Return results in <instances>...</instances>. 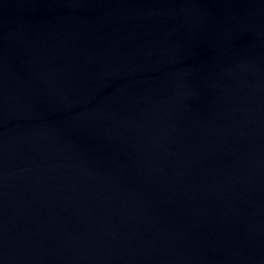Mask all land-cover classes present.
I'll return each mask as SVG.
<instances>
[{
	"label": "water",
	"instance_id": "1",
	"mask_svg": "<svg viewBox=\"0 0 264 264\" xmlns=\"http://www.w3.org/2000/svg\"><path fill=\"white\" fill-rule=\"evenodd\" d=\"M0 264H264V0H0Z\"/></svg>",
	"mask_w": 264,
	"mask_h": 264
}]
</instances>
